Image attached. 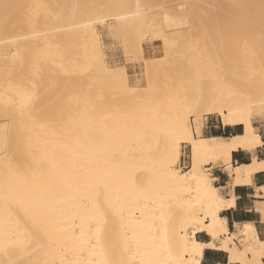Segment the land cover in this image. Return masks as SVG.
Listing matches in <instances>:
<instances>
[{"label": "bare ground", "instance_id": "obj_1", "mask_svg": "<svg viewBox=\"0 0 264 264\" xmlns=\"http://www.w3.org/2000/svg\"><path fill=\"white\" fill-rule=\"evenodd\" d=\"M8 1H6V3H8ZM10 1L12 2L13 0ZM16 1L14 2L16 3ZM55 1L57 3V7H60L61 3L59 2H61L62 0H54L53 3H55ZM70 1L71 0H66L65 2L63 0L62 6L59 8V10L57 9L56 14L58 16L56 17L58 19L53 16V18L57 19L53 22H58V25L62 24L59 23L61 19H63L61 22H65V17L68 16L65 24H62V26L64 25L63 28H61L62 30H59L62 31L61 34L59 33V36L61 37L57 36V33L59 32L58 27L60 26L55 23L57 27V33L55 36H57L58 41L61 43V47L63 46L62 43H64L62 39H65V42L67 41V39H70L64 44V49L69 47V52L68 50L65 51H67V53L72 56V58L68 62H66L65 58V60L59 58V69L55 67L56 62L58 61H56L55 65L53 66L54 68L58 69V71H56L55 69V71L58 72V81L56 80L57 78L54 80H56L55 82L58 83L57 86L59 88H56L58 91L55 90V92L57 93L60 91L59 95L61 101V107L60 104H58L59 106H56V109L60 107V109H57V111H61V113H59L61 114V125L63 128H65V123H67L69 133L67 134L68 130L66 128L65 129L67 132L63 128H61L60 131L59 127L58 130L56 129L58 132L55 131V129L53 130L51 127L49 129V131L52 129V133H55V135L56 132L60 134L59 139L56 136L57 140L59 141L55 140V143L57 145V150H55L56 155L52 153V155H55L54 162L56 160L55 166L54 163L50 165L55 168V170L53 171V175L50 173L52 177L49 176L50 170H47L49 174V182L52 178V187L49 186L50 184L48 183L44 185L42 167H45L46 165H40V162H43L42 160L40 161L42 155H40L41 157L39 158L38 155L33 154L37 153V151L39 152V149L36 152H33L35 149L32 151L33 148H31L30 150L33 153L30 152L29 149V151L25 153L23 158L24 171L22 170V173H25L24 176H26V179L24 180V177L22 176V180H24V182L22 181L24 183H22V187H24L23 191L26 190L24 191L26 194L23 192L25 194H23V196H25L27 201H24L22 203L23 207L25 208H28V205L30 207L31 205L34 206V204H36L34 207L35 209L37 208V210H39L36 211L33 208V210L36 211V213L34 214H28V212L26 213V211H23L26 215L28 214L29 217L27 218V216H25L24 214L25 219H22V221L15 220V222L13 221V224L11 223L12 225H14V227H8V229L15 228V226L19 225L16 221H19L20 223L22 222L19 228L17 226L14 232L11 229V231L6 230L3 234L0 233V264H200L203 256V251L206 248H212L225 252L228 258V264H264V239H260L257 236L256 229L250 222L235 223L234 225L236 230L234 231L228 229L225 218H222L219 213L222 209L232 205L234 196L233 194H231L230 198L226 199L223 194L220 193L219 187L213 184L212 181L214 179L205 171V169H203V165L210 164L211 162H218L221 165L222 169L230 177V181L227 183V186L231 188L238 184H250L252 175L259 170H264V160H259L256 157H253L251 162L248 164H234L232 162L233 151L239 149L253 151L263 144L260 134L255 131V127L252 123V117L256 115H264V0H218L220 2H217V0H209L211 1V5H209L210 7L208 5H204L205 7L210 8L209 10H211V12L208 10V8L205 9V7L202 8L204 10L201 9L200 4L202 6V2L204 0H199L200 3L198 0V2H194L196 0H192L193 2H191V0H188L190 3L194 4V7L190 6V3L188 1L187 2L189 4H187V2H184L186 3V6H190H187L186 8V6L184 5L187 9V12L196 11L193 14L188 13L190 15L188 21L189 23L191 22V29L192 21L194 22L195 18L197 20L195 19V22L193 24H198L195 26L196 28H198V26L200 25V19L202 28L204 27V25H208L209 20L210 23H215H212L215 29V25L219 27L221 26L220 30L218 29V27V30L216 29V31L214 30L213 32L214 28L212 29V24L209 23L211 28H208L211 31L207 29L210 32H216L215 35L213 33H210L212 34V36H215V38L211 36L213 39H215V42H213V57L209 60L205 57L206 60H203V62L199 64V68L197 67V70L201 68V71L191 70V64L188 61L192 62V60H184V74H180L182 75L181 77L184 76V101L182 102L184 104V110H180L182 112H179L180 114H177L178 112H176L175 110L178 107L173 110V112L176 113L175 116L171 118L172 121L167 131L166 139L161 144L162 146L161 152L158 157V162L152 165L151 161L155 159L154 157H152V160L149 161L150 164H148L149 162H147V160L149 158L146 157L145 159H147V164H138V161H142V157L140 154L139 156L141 158V161L137 159L138 161L135 162L133 157V160L130 158H127L125 160L123 158V161H120V159H122L120 158L119 161H117L119 162L117 164L114 161L113 162L115 164L109 162V165L111 164L110 167L106 164V151L108 143L111 140H114L116 143L118 142V146L120 147L121 145V149L123 148V151V146L129 144L128 140L126 139V137H123V135L127 133L128 136L129 130L125 128L127 130V132L125 133L126 130L123 127V129L125 130L123 131V129L121 128L122 125H120L121 120L118 118L112 119V116H109L111 110L117 108L114 107V104H111L112 102L110 101H112V98L106 97L109 98L107 99L109 100V104L107 103L108 101H106V98L104 96H107L108 94L106 95V92L103 91L105 93L103 96V92L100 93V89H105V82H109L111 85L115 83V88L122 87L124 88L122 90H130L133 91L132 94H134L135 92L139 91V88H137L138 84L130 85L128 83V75L124 66L110 67L109 65L101 62H97L95 63L96 65L93 64L94 66H92L93 60L91 59V57H89L91 61L88 60L89 58H82L81 55L79 57H73V54L71 55L70 50H72L71 47L74 49L76 43L77 45H79V43L75 41L79 39L81 40V43L83 42L85 44V46L83 47H85L84 49H86L87 51L86 52L85 50H82L81 52V49L83 47H76L80 49L81 54L84 51V54L86 52V55H98L100 57L103 53L102 40L100 38L99 32L92 23H96V20H98L99 18H103V16L105 18L106 15H109L107 17L112 16L114 17V19L116 18L120 20L121 18H124L125 20L127 19L126 16L129 17L131 15L130 12H132V10L129 12V6H134V11L132 12V14L137 17L136 19L138 21V18L140 17L139 15H142V13L145 11L140 8L141 4H146L145 6L148 5L146 3V0H102L100 2V5L98 3L97 4L99 6L107 8L105 10L109 11H106V14L102 12L104 11L102 10V8V11L100 10L101 12H99V8L97 10L93 9L95 11L92 12H98L97 14L93 15L90 10L92 8L84 7L85 3L83 4V8L82 6L79 7L80 5H82V1L78 0L74 2L75 4L77 3L79 10H76L77 5L71 4L72 1ZM79 1L80 3H78ZM83 1L86 2L85 0ZM205 1L206 4L209 3V1ZM17 2L18 3L15 5V7H17L19 5V2L21 1L18 0ZM147 2L152 4V2H149V0H147ZM161 2L163 3L164 0H162ZM161 2L157 3L159 4V7L160 5H162ZM171 2L170 4H172ZM212 2L216 5L218 3V9L219 4L222 2L220 4V10H225L226 6H228L229 8H227L231 12L227 9L225 10V12H227L228 14L229 11L231 14V18L229 17L228 19L226 15L225 17L227 18H225L224 20L228 21H223L224 17L222 16V14H224V12H221L218 9L214 10ZM6 3L4 4L8 5ZM89 3H87L88 7L90 6L96 8L97 4L95 5L92 3L93 5L91 6ZM223 3H225L226 6H224ZM4 4H2V6L0 5L2 9L4 8ZM64 4L66 7H63ZM128 4L130 5L127 6ZM45 5L50 6L48 3H45ZM73 5L76 6L74 7L75 11L77 13L78 11H80L79 13L80 15L82 14L81 17H83L84 19L86 18L90 21L92 20L90 19V17H93L94 19V16L96 15L95 21H90L92 22L90 23L89 21H86L81 17H78L80 19H78V21H72L74 19L72 18V24H75L76 22L77 26H74L70 23L72 26L69 25L68 28L67 26L65 27L66 23L70 21L69 19L71 18L70 15L72 13V11L68 13L67 8L72 7L73 9ZM122 5H126L127 7H129L128 9L125 8L128 13L125 11H118ZM158 6L157 8H153V10L155 9L154 11L150 9L143 13V16L145 15L146 20L141 16L142 18L140 17V20H143L142 24L146 21V23L144 24L145 26H148L150 24V21H155V18L154 20H152V17L158 13L156 12L158 10L162 19H160V21L163 24L168 25V22H170L168 21V19L171 20V18H168L170 15L169 12H173L171 9H173L174 6L172 5L171 9L169 8L171 7V5L169 4L168 8L167 6L163 5L159 9ZM184 6L182 7L181 5L185 12L186 10ZM116 7H118L116 10L118 12L115 11ZM135 7L137 9H135ZM195 7H197V10L199 8L201 10L197 11L195 10ZM17 8H15V10ZM64 8L66 9L64 10ZM192 8L193 10H191ZM61 9L66 12L63 11L64 13H62ZM72 9L69 8V11ZM176 10L179 9L176 8ZM216 10H218L219 14L222 13L221 16H216ZM200 11L203 14L204 12L206 13L203 15L202 13H200ZM212 11L213 14L216 13L213 15L214 17L216 16V21H214L213 16H211ZM61 13L63 15H60ZM90 13L92 15H90ZM122 13L127 14L122 15ZM207 13L210 14V18L209 15H206ZM2 14L3 15L1 16H4L5 12H3ZM45 14H47V12ZM74 14V16L77 17L76 13ZM197 14H200V16ZM193 15L195 17H193ZM59 16L61 18H59ZM197 16L200 18L198 19ZM203 16L205 18H203ZM220 17L221 21L218 20L220 19ZM190 18H192V20ZM124 20H122V22ZM202 20L207 23H204ZM126 21H128V23L126 22L128 26V24H130L129 22L131 21H129V19ZM185 21L183 22L184 26L188 24ZM222 21L223 24L219 25V23L221 24ZM124 23L125 21L120 25L124 26ZM137 23V28L139 26H142L141 23V25L139 26V23ZM169 25H171V23H169ZM232 25L233 28L229 30L230 35L232 31V36H230L231 38L229 37L231 39V43L229 42V51L227 49L228 46L226 47V41L224 40L227 35L225 34L226 36H224L225 32L223 30H226L227 27L230 28L229 26ZM46 28L49 29V27L47 26ZM122 28L120 29L121 34L124 32L123 30H125V28H123V30ZM186 28L187 31L189 27ZM128 29H126L127 31L125 30V35L130 31ZM160 29L163 30V28L161 27ZM136 31L138 30L136 29ZM142 31L145 34L146 31ZM190 31H192V36L194 30ZM164 32H162L163 36L160 37L162 38L161 41H163L164 44V50L161 56L146 57L144 53V47L142 45H139L140 42L137 48L138 55L136 54V52H133L135 53V55H137L135 56V58L144 61L142 72L144 79L148 80L147 87L148 84L149 87L152 86L153 78L157 77L156 74H158V72L165 73V71L172 68L171 64H173L174 62L172 63L171 61H175L171 60L172 57L175 58V56H172L170 59V53L168 54L167 52V50L170 51L171 48L168 46L169 44L173 43V41H171L172 39L170 34ZM143 33L139 35H143ZM185 33L183 34V38L188 37ZM73 36H75L77 39H74ZM137 36L138 35H136V37ZM175 36L178 35L175 34ZM193 36L195 37V35ZM127 37L128 40L130 37L129 34H127ZM200 37H203L204 39V35H200ZM125 38L126 36L124 37V39H122L124 40L123 48L127 49L128 45L132 47L133 44H130V40L125 41ZM57 39L56 44L58 43ZM71 39H74L72 42L75 43L72 44L71 42V47L69 45L67 47V44H69ZM130 39L132 40L131 37ZM184 41L188 42V40L186 39ZM125 42L127 47H124ZM127 42H129V44H127ZM135 43L137 44L136 41ZM56 44L53 45L56 46ZM183 44L186 43L183 42ZM195 44L196 43H194V45ZM201 46H204V44ZM11 47L13 50L10 49V51H13L14 57H16L15 54H17V52H19L21 48L19 46V41L13 40ZM194 47L197 46L195 45L193 46V48ZM75 51L76 50L74 49L71 52L74 53ZM55 52L56 54L54 55L57 56V54H61V56L58 57H62L63 51L62 53H57L55 48ZM77 52H79L78 49ZM94 53L96 55H93ZM84 54L82 55L83 57ZM126 54L128 55V53ZM67 55L64 56L68 57ZM76 55L78 54H75V56ZM189 56L191 55L188 54V57ZM193 56L195 57V54H193ZM128 57L129 56H127V58ZM178 57L179 56H177V58ZM195 59L197 60L198 58ZM14 60L15 59H13L11 64L14 63ZM128 60L132 59L129 58ZM204 62H206V64ZM195 63L196 61L194 62V65H196ZM12 65L14 66V64ZM178 65L179 63L176 64V66L179 68ZM181 65H183V63ZM175 68H172L170 70H174L175 72ZM176 71H178V69ZM94 73H97L98 76H95L96 74L94 75ZM110 76L117 77V81L115 82L114 77V80H111L113 82L112 84V82L107 80V78ZM160 77L167 78V74L166 76L164 75L163 77ZM46 79H48V77ZM158 80H160L162 83V79ZM165 82L166 81L164 80V83ZM159 83H157L158 86ZM53 84L56 83L53 82ZM106 88H108V84ZM107 90L108 89H106V91ZM52 95L54 94L52 93ZM52 98L50 99L52 100ZM58 98L59 97H57V99ZM20 99L21 98H19V100ZM42 99L43 98H41V100ZM64 101L68 103V105L65 107L66 111L64 110L63 106L65 105ZM24 103L26 104V102ZM143 104L146 103L144 102ZM183 104H181V107ZM118 107L120 106L118 105ZM62 112L66 116L65 120L64 114ZM38 113H40V111ZM127 115L130 116L129 111ZM207 115L219 116L222 124L225 126L233 127L235 125H241L242 132L236 135H232L228 138L223 136H204L199 128H201L203 125V120L201 119V117L204 116V118H207ZM22 116L24 115L22 114ZM123 116L126 118L125 113H123ZM120 118L122 117L120 116ZM55 119H57V115ZM57 121H59V119ZM125 121H127V119H125ZM125 123L122 124L125 126ZM44 128L46 129L47 127L45 126ZM111 128L112 131H110ZM46 132L47 130L43 131V133L45 134L43 135V138H41V140H43L44 137L46 139H53L52 135L50 136L49 132V138H47L48 136H45ZM51 141L53 140H49V142L45 141V143H49L47 148H49ZM182 143L188 145L191 158V165L185 172L181 171L180 168L174 167V161H169L170 156H174L176 158L180 155ZM56 145H54V147ZM135 145L136 144L134 143V147ZM129 146H132V144ZM140 146H136L137 148L134 150H137ZM38 148H40V146ZM147 149L145 150L147 151ZM150 149L151 148H149L148 150ZM46 150H44V153ZM49 150L50 152L51 150L52 152H54V148H50ZM140 150L137 151L140 152ZM143 151H141V153ZM131 152L132 151L130 150V153ZM138 152H136V156L137 154H139ZM149 152L152 151L150 150ZM124 153L125 152L123 151V155L126 154ZM132 155L134 156V154ZM144 155L145 154H143V156ZM147 155L149 156V154ZM150 155L152 156L151 153ZM49 156H51V154H49ZM46 157L42 158L45 160L44 164L48 162L46 161ZM48 159L50 158H47V160ZM47 167L45 169H48ZM108 167L109 174L106 171ZM154 178L156 180H154ZM141 185H145L144 189L139 188V186ZM107 187H109L112 191L110 193V196L108 197V200L111 204V207L113 208V212L117 214V217L114 218V220L110 219L102 222V219L99 216H96V218L94 217V214L91 210L92 199L99 196L98 193L93 194L92 190H105ZM261 189L263 190V187L256 189L254 193L255 197H264V192L260 193ZM37 205L39 207H37ZM255 208L260 214L262 220H264V201H258ZM99 212H101V210H99ZM112 230H117L118 235L113 236L110 233L108 234V232ZM197 233H205L209 236V241H200L196 238ZM220 236L222 237V242L220 244H215L214 239Z\"/></svg>", "mask_w": 264, "mask_h": 264}, {"label": "rangeland", "instance_id": "obj_2", "mask_svg": "<svg viewBox=\"0 0 264 264\" xmlns=\"http://www.w3.org/2000/svg\"><path fill=\"white\" fill-rule=\"evenodd\" d=\"M6 1H8V0H5V1L4 0H1V4L0 5L2 6V4L6 3ZM14 1H16V0H13L12 1L13 3H12L9 0L8 3H6L8 5H5L4 4V6H3L4 8L3 9L0 6V8H1L0 9V233L1 234H3L6 230L7 231L8 230L11 231V229L14 232L16 230L15 228L17 226H18V228L21 226L20 224L22 222L20 223L19 221H16L17 224H19V225L15 226V228H9L8 229V227H11V226L14 227V225H12L13 224V221L14 222H15V220L22 221V219H25L24 218L25 216H27V218L29 217L28 216L29 213L34 214V213H36V211L39 210V209L37 210V208L35 209L34 206L36 204H34V206L31 205L29 207V205L27 203V205H28L27 207L28 208H25V207H23V203H22L24 201L25 202L27 201L26 198H25V196H23V194L25 193L24 191H26V190L23 191L24 187H22V183L26 179V176H24L25 173H22L24 171L23 170L24 169V167H23V164H24L23 163L24 162L23 158H24L25 153H27L31 148H33L32 151L35 149L33 152H36L39 149V152L37 151V153H33L31 150H30V152H32L33 154L38 155L39 158L41 157L40 155H42L40 161L42 160L43 162H40L41 163L40 165L41 166H42V164L43 165H46L45 167H42L43 176H44L43 177L44 178V185L47 184V183L50 184L49 186L52 185V178L51 177L53 175V171L55 170V168L53 166H50V165H52L54 163V166H55V163H56V160L54 162L55 155H56L55 154L56 153L55 150H57V148H56L57 145L55 143V140L56 141H59V140H57V138L58 139L60 138V134L57 133L58 132L57 130H58V127H59L60 131H61V128H63L62 125H61L62 123L60 122L61 121V117H60L61 114H59V113H61V111H57V109H60V107H61V103H60L61 101H60V95H59V92L60 91L57 92V93L55 92V90L58 91L57 89L59 88L57 86L58 83L55 82L56 80L58 81V78H57L58 77V72H56V71H58V69L60 67L59 66L60 65L59 58L62 59V60H65L66 59V62H68L72 58V56H70L67 53V51H65V50H68V52H69L68 45L70 46L71 42L74 39H77L75 36H73L74 39H71V41L69 42V44H67V47L68 48L65 47L66 49H64V44L68 40H70V39H67V41L65 42V39L60 38V39H62L64 41V43H62L63 44V46H62L63 48L61 47V43L57 39V36L58 37H61L59 35L61 34L62 31H59V30H62L61 28H63V26H64V25L62 26V24H65V22L67 21L66 19L68 17V16L65 17V22H61L63 19H61L60 21L58 20L59 23H62L61 25H58L57 24L58 22L56 23V21L53 22L54 20H57L58 19L56 17V16H58L56 14V11H57V9L59 10V8L62 6L63 0L62 1L60 0L61 2H59V3H61V6L60 7L59 6L57 7L56 1H55L56 4L53 3L54 0H47V1L44 0L45 2L43 0H19L21 2H19V5L17 6L18 8L15 7V5L18 3L17 2L18 0L16 1V3ZM64 1L66 2V0H64ZM71 1H70L71 4L77 5V3L75 4L74 2H76L78 0H71ZM80 1H82L81 2L82 5L79 4L80 5L79 7L82 6V8H83V4L84 3L87 4V3L91 2V3H89L91 6L93 4L96 5L97 3L100 5L101 4L100 2L102 0H90V1L89 0L88 1L85 0L86 2H84L83 0H80ZM80 1L78 3H80ZM94 1H96V2H94ZM153 1L152 0H149V2H152V4H150L146 0V3H147V5L150 8L148 6H145L146 5L145 3H144L145 5L141 4L140 8L143 9V10H145V11L150 10V9L153 10V8L156 5L157 6L159 5L157 3H160L162 0H160V1L159 0H157V1L155 0L154 2ZM165 1L166 0H164L163 3L161 2L162 5H160V7L158 6L159 9L163 5L164 6H167V8H168V4L171 5V7H169L170 9L172 8V5L175 8V9L173 8L174 10L171 9L173 11L172 13L169 12L170 15H169L168 18H171V20L168 19V21H170V22H168V25L163 24L160 21L161 17H160L159 11L156 9L157 10L156 12H158L156 14L157 16L154 15L152 17L153 18L152 20H154V18H155V21H152V22L150 21L149 22L150 24L149 25L146 24L148 26H145L144 23H146V21L142 24V21L143 20L142 19L140 20V17L141 16L143 18H145V15L143 16V13L145 11L142 13V15H139L140 17L138 18V21H137V19H136L137 17H135V15L132 14V12L134 11L133 10L134 9V6L131 7V6H129L130 4L127 5V6L130 7V9H128L129 7H127L126 5H122L123 8H122V6L121 7L119 6L120 7V9L118 10L119 12H122V11L127 12L126 9H128L129 12L132 10V12H130L131 15L129 17L126 16L127 19L124 20V18H121L122 20L125 21L124 26L123 25H120V24H123L124 21L122 22L121 19L120 20L119 19H116V18L114 19V17H112V16L107 17L109 15H106L105 18L103 16L104 19L103 18H99V19L97 18L98 20H96V23H92V22L95 21L96 15L94 16V19H93V17L91 18L89 16L90 19H92V20H90L92 22H90L89 19L87 20L86 18L84 19L83 17H81L82 14L80 15V13H79L80 11H78V13L75 11V8L74 7H76V6L73 5V9H72V7H69L70 9H72L70 11H69V8H67L68 9V13L71 12V11H72V13H71V15L69 14L71 16V18L70 19L68 18L70 21H68L66 23L65 27L67 26V28H68V26L73 23V22H71L72 18H74L72 21H74V20L75 21H78V19H79L78 17H81L84 20L89 21L90 23H92L95 26V28L97 29V31L99 32V35H100V38H101L102 42L111 43V44L115 45L117 48H119V50L121 51V54L124 57L125 63H127L128 65H131V70L129 71L130 75L127 74L128 75V83L130 85H137V84L140 85V86L137 85V88H139L138 89L139 91L135 92L134 93L135 95H134V94H132L133 91H130V90L128 91L126 89H125L126 91L125 90H122V89H124L122 87L115 88L116 87L114 85L115 83L113 84V82H112L114 80L113 78L115 76H112V77L110 76V77H108L109 79L107 78V80H109L110 82H112L113 85H111L109 82H105V86H104L105 89L103 87H102L103 89H100L101 90L100 93H102L103 91H105L106 92V95L108 94L107 96H104L105 93L104 92L102 93V95L105 98L106 97L112 98L111 99L112 101H110V102H112L111 104H114V107L117 108V109H112L111 110V113H109V116H112V119L118 118L121 121L123 120L122 121L123 124L130 119L127 123H125V126L126 127L120 121V125H122L121 128L123 129V127H124V129L127 128V130H129V133H128V136H127V133H126L127 130L125 129L126 130L125 131L123 129V131H125V133H126V134L123 135V137H126V139L129 142V144L123 146L124 147V150L123 151L126 154L127 153L128 154L126 155L124 153L125 155H123V151H122L123 148L121 149V145L119 147L118 146V142L116 143L114 140H111L108 143V145H107V151H106V164L109 167L111 165V164L109 165V162H111L113 164H115L114 162H116V164H117V163H119L117 161H119L120 158H122V159H120V161L121 160L123 161V158L126 160L127 158L132 159V157L134 158L135 162H137L138 160L141 161V158L139 156L140 154H141V157H142V161L141 162H143V163H141V162L138 161V164H147L146 163V160L147 159H145L146 157L149 158L147 160V162L151 161L152 160V157L155 158L154 159L155 162H154V160L151 161V164L152 165H154V163H157L158 162V160H159L158 157H159V154L161 152V146H162L161 144L166 139L167 131H168L169 126H170L171 121H172L171 118L173 116H175V113L176 112H178L177 114H180L179 112H181V111L184 110V108H183L184 104L182 103L184 101V80H183L184 79V76L181 77L184 74V71H183L184 70V60H192V62L191 61H188L191 64V70H193V71L194 70L195 71H201V68L197 70V67L199 66V64H201L203 62V60H206V58L209 60V59H211L213 57V54H214L213 53L214 52V50H213L214 49L213 48L214 43L213 42H215L214 41L215 39H213V38H215L214 35L216 34V32L215 33H213V32H214V30L216 31V29L219 26H216L215 25V27H216V29H215L213 27V24H212L214 22L210 23V20H209L208 21V25L206 24L207 26L204 25V27H203L206 30L205 31L202 28V23L200 22L201 21V19H200L199 20L200 25L198 26V28H201V29H198V28L195 27L198 24H196V25L193 24L195 22V19H196V18L195 19L193 18V17L196 16V14H195V16L193 15V17H192L194 19V22L192 21V25H191L192 26V29H191L190 28L191 22L189 23V21H188L190 15L188 13H190V14L192 13L193 14L196 11H194V12H187V9L186 8H187L188 5L186 6V3H184V2H187L188 0H182V1H177V0H170L169 1L168 0L169 2L166 1L167 3ZM198 1L196 0L194 2H198ZM204 1L203 2L201 1L203 3L202 6L200 4L201 9L203 7H205V5H208V6L211 5L210 4L211 1L207 0V2L209 1V3H207V4H206V1L205 2ZM226 1H228V0H226ZM170 2L172 4H170ZM178 2H179V4H178ZM188 2H187V4L190 3V2L189 3ZM191 2H193V1L191 0ZM217 2H220V1L217 0ZM45 3H48L50 6L45 5ZM199 3H200V1H199ZM199 3H198V7H199ZM226 3H228V2H226ZM85 4H84V7H86V8H92L90 10H91V13L93 15L94 14H97L98 12L96 11L97 13H94L92 11H95L98 8H99V12H101L102 10H104L102 12L103 13H106V14L109 11V10H105L107 8H104L103 6H99L98 4L96 5V8L95 7L93 8V7H90V6L88 7V4L87 5H85ZM191 4L192 3H190V6L194 7V4H192V5ZM214 4L215 3H213L214 10L215 9H218L217 8L218 3H217V5L216 4L214 5ZM220 4H219V9L218 10L221 9L220 8V6H221ZM223 4H224V6H226L225 3H223ZM53 5H54V7H53ZM153 5H155V6H153ZM181 5H182V7L184 5L186 6V8L184 6V8L186 10L185 12H184V9L181 7ZM5 6H8V7H5ZM157 6L155 8H157ZM190 6H188V7H190ZM14 7L17 8V9L15 10ZM63 7H66L65 4H64ZM79 7L77 5V9L76 10H79ZM227 7L228 6H226L225 10L226 9L229 10L228 9L229 7L228 8ZM47 8H49V9H47ZM101 8H102V10H101ZM117 8L118 7H116L115 11L117 10ZM176 8L179 9V10H176ZM196 8L197 7H195V10H197ZM206 8H208V7H205V9ZM65 9L66 8H64V10ZM93 9H95V10H93ZM135 9H137V8L135 7ZM201 9L199 8L197 11H199ZM209 9L210 8H208V10ZM222 9H223V5H222ZM61 10H62V13L66 12L63 9H61ZM191 10H193V8ZM202 10H204V9H202ZM218 10L215 11L218 15L216 13H214V14H216V16H219V15L221 16L222 13L219 14L218 13ZM225 10H220V11L221 12H224V14H222V16L224 17L223 18V21L226 22L228 20H224V19L227 18V17H228V19H229V17L231 18V14H230L231 11L229 10L230 12L228 11V14H227V12H225ZM54 11H55V13H54ZM118 11H116V12H118ZM209 11L211 12V10H209ZM3 12H5V14H4V16H1V15H3L2 14ZM46 12H47V14H45ZM58 12H60V11H58ZM73 12L76 13L77 17L74 16L75 14ZM62 13L60 15H63ZM91 13H90V15H92ZM127 13H122V15L127 14ZM200 13H202V12L200 11ZM205 13L206 12H204V14ZM209 13H207L206 15H209V18H210V14ZM214 14H213V11H212L211 16H213ZM197 15L200 16V14H197ZM226 15H227V17H225ZM53 16L56 17L57 19L56 18H53ZM185 16L188 17V18H186ZM216 16L215 17L213 16V18H214L213 20L214 21H216ZM62 17H64V16H62ZM131 17L132 18L133 17L135 18V19L133 18L134 21L132 20ZM59 18H61V17L59 16ZM182 18H184V19H182ZM192 18H190V19L192 20ZM197 18L199 19L200 17L197 16ZM203 18H205V17L203 16ZM206 18H208V17H206ZM128 19L131 22H129L130 24H128V26H127L128 21H126V20H128ZM145 20H146V18H145ZM218 20L221 21V17ZM47 21H48L49 26L47 24ZM184 21L188 23V24L186 23L187 24L186 26H184V23H183ZM202 21L204 23H207L204 20H202ZM223 21H222L221 24L219 23V25H222L223 24ZM55 23L58 26H60V27H58L59 28L58 29V31H59L58 33L56 31L57 30L56 29L57 27H56V24ZM136 23L138 24V26L141 25V24H142V26L141 27L139 26L140 28L139 27L137 28ZM169 23H171V25H169ZM209 23L212 24V26H211L212 29L214 28L213 29V32H210L211 30L208 28V27H210V24ZM76 24L77 23L75 22V24H72V25L75 26ZM131 24H134V25H131ZM164 25H166L167 27L164 26ZM193 25H194V27H193ZM228 25H229V23H228ZM46 26L49 27V29L46 28ZM120 27L121 28L122 27L125 28V30L128 29V27H129L128 30H130L129 31L130 33L127 32V34H129V36L132 38V40L130 39V37H129L128 40H130V44H133V45H132V47H130L128 45V47H129L128 48L126 46V42H125V46L124 47H127V49L125 48L127 50V52L123 48V45H124L123 41L124 40H122V39H124V37L126 36L125 41H128L127 40L128 37H127V34L125 35V30H123V28H122V30L124 32L122 31L123 33L121 34V31H120L121 28ZM160 27L163 28V30L165 29L164 30L165 32L163 30H161ZM186 27H189L187 31H186V29H187ZM220 27L218 28L219 30H220ZM224 27H226V26H224ZM229 27L230 28L227 27L226 30H223L225 32L224 33V36L227 35V37H225L224 40L226 41L225 43L227 44L226 47L228 46V48H227L228 50H229L230 43H231L230 42L231 41V39H230L231 37L230 36H232V31H231V35H230L229 34V32H230L229 30H231V28H233V25L232 26H229ZM67 28H64V29H67ZM74 28H76V27H74ZM143 28H147V29H143ZM193 28H196V29H193ZM136 29L138 31H136ZM154 29H156V30H154ZM207 29H209L210 31L207 30ZM142 30H145L146 31L145 34L143 33ZM180 30H182V31H180ZM190 30H194L192 36H191L192 31H190ZM185 31H186V33H185ZM203 31L206 32V33H204ZM141 32L143 33L144 36L143 35H139V34H142ZM162 32L168 33L171 36V39H172L171 41H173V43L169 44V46H168L171 49L169 51V50H167L168 49V47H167L166 50H167L168 54L170 53L169 54V58L170 59H171L172 56H175V58L172 57V59H171V60H175V61H171L172 63L174 62L173 64H171L172 65V68L177 67L176 64L179 63V65H178L179 68L177 67L175 69L176 70L178 69V71L179 70L180 71L178 72V71L175 70V72H174V70H172L173 71L172 72L170 70L172 68H170L169 70L165 71V73L167 74V78H161L160 76L163 77L164 75L166 76V74L165 73H162V72H158V74H156L157 77L154 76L155 78H153V84L155 83L156 84V87H155V84H154V87H153V84H152L151 87H149V84H148V87H149V89H148V87H147V83H148L147 81L148 80L147 79H144L143 72H142V67L144 66V61H141V60L135 58V56L138 55L137 54V48H138L139 42H140L139 45H142L144 47V53H145V56L146 57H159V56H161L163 54V50H164L163 49L164 48V44H163V41H161L162 38H160V37L163 36V33ZM56 33H57V36H55ZM174 33L176 35H178V36H175ZM184 33L187 34L188 37L183 38L184 37V35H183ZM210 33H213L214 35L212 36V34H210ZM136 35H138V36L136 37ZM159 35H161V36H159ZM193 35H195V37ZM200 35L201 36L204 35V39H203V37H200ZM209 35H210V37H209ZM174 36L177 37L178 39L175 38ZM181 37H182V40H181ZM55 38L58 41L57 44H56V39ZM187 38H189V39H187ZM185 39L188 40V42L190 41L189 44H188V42L184 41ZM13 40H18L19 41V46L21 47L20 50H19V52H17V54H15L16 57H14L13 51H10V49L13 50L12 47H11V44H12ZM75 41H77L79 43V45H77V43H76V46L75 47L73 46L74 49L76 50L74 53L71 52L74 49L70 46L71 49H72V50H70V53H71V55L73 54V57H77V56L79 57L80 55L84 59L85 58L88 59L89 57H91V59L93 60L92 61V66L96 65L95 63H97V62L98 63L101 62V63H104V64L109 65L110 67L124 66L126 68L125 65H118V64H112V63L107 62L106 56H105V52H104V47H102V52L103 53H102V55L100 57L98 55H96L95 53L93 55H96V56H91L89 54L86 55V52L87 51H86V49H84L85 47H83V46H85V44L83 42L81 43V40H79V39L78 40H75ZM135 41L137 42V44L135 43ZM183 42H185L186 44H183ZM74 43L75 42H72V44H74ZM194 43H196L195 45L197 47H194L193 48V46H195ZM53 44L54 45L56 44V46H54ZM127 44H129V42H127ZM198 44H199V46H198ZM203 44H204V46H201ZM79 46L83 47L81 49V52H82V50H85L86 51L85 54H84V51L81 54L80 53V49L79 48H76V47H79ZM177 46H180V47H177ZM55 48H56L57 53L58 52L59 53H62V51H63L62 57H58V56H61V54L60 55L57 54V56L54 55V54H56ZM177 48H179V49H177ZM211 48H212V50H211ZM77 49H78L79 52H77ZM192 50L193 51H196V52H193ZM124 51L126 53H128V55ZM9 52H11L12 55ZM133 52H136L137 55H135V53H133ZM181 53L184 54V55H182ZM199 53L201 54V57H200V54ZM75 54H78V55L75 56ZM83 54H84V57L82 56ZM180 54H181V56H180ZM188 54L191 55V56L188 57ZM193 54H195V57L193 56ZM64 55L65 56L67 55L68 57H65ZM126 55L129 56V57L127 58ZM177 56H179V57L177 58ZM129 58L132 59V60H128ZM195 58H198V59L196 60ZM13 59H15L14 60V63H12V64H14V66L11 64V62L13 61ZM95 59H97L98 61L95 60ZM88 60H90V58ZM180 60H182V61H180ZM56 61H58V62H56ZM193 61L194 62L196 61V63H195L196 65H194V62ZM55 62H56V65H55ZM180 63L181 64L183 63V65H181ZM204 63L206 64V62H204ZM53 65H55V67H57L58 69L54 68ZM202 65H204V64H202ZM193 67H194V69H193ZM55 69H56V71H55ZM97 73H94V75L96 74L95 76H98ZM174 73H175V75H174ZM181 73H182V75H180ZM54 75H56V76H54ZM47 77H48V79H46ZM116 78L117 77H115V82L117 81ZM54 79H56V80H54ZM158 79H162V83L163 84ZM167 79H169V80H167ZM164 80L166 81L165 83H164ZM157 81H159L161 84L159 82H157ZM53 82L56 83V84H53ZM145 83H146V85H145ZM157 83H159V86H158ZM107 84H108V88H106L107 87ZM140 87H141V89H140ZM142 88H143V90H142ZM150 88H152V89H150ZM106 89H108L107 91H109V92H107ZM146 89H148V90H146ZM123 91L125 92V94H124ZM52 93L54 95L56 93V95L54 96V95H52ZM121 93H123V94H121ZM52 96H53V98H52ZM57 97H59V98L57 99ZM19 98H21L22 100L21 99L19 100ZM41 98H43L42 99L43 101L41 100ZM50 98H52V100ZM109 98H106V101H108L107 102L108 104H109V100H107V99H109ZM23 99H24V101H23ZM57 100H59V101H57ZM113 100H115V101L117 100V101L115 102ZM47 101H49V102H47ZM24 102H26V104ZM43 102H45V103H43ZM144 102L146 104H143ZM178 102H179V105H178ZM23 103H24V105H23ZM135 103H136V105H135ZM137 103H138V105H137ZM58 104H60V107L56 109V106L57 107L59 106ZM64 104L65 105H63V106H64V110H65L66 109L65 107L68 105V103L64 101ZM115 104H116V106H115ZM181 104H183L182 107H181ZM47 105H49V106H47ZM118 105L120 107H118ZM45 107H46V109H45ZM123 107L126 110H124ZM177 107L178 108L180 107V108L178 109ZM175 108H177L178 111ZM181 108H183V109H181ZM20 109H21V111H20ZM174 109L176 110L175 113L173 112ZM39 111H40V113H38ZM128 111H129V115L130 116L127 115ZM123 113H125L126 118L123 116ZM22 114L24 116H22ZM118 114H120V115H118ZM56 115H57V119H55L56 118ZM66 115H67V113H66ZM120 116L122 118H120ZM127 116H128V118H127ZM44 117H45V119H44ZM58 117H60V118H58ZM123 117L125 119H127V121H125V119ZM202 117H201V119L203 120V125L205 124V122H207L208 124L209 123H213V124L218 125L219 124V121H221L220 120V117L217 116V115H207L206 116L207 118H204V116H202ZM58 119H59V121H57ZM65 119H66V116L64 114V120ZM191 119H193V118H191ZM169 120H170V123H169ZM42 121H44L45 123L42 122ZM252 123H253L254 126H259V128L261 130H263L264 129V115L263 116H257V115L256 116H253L252 117ZM40 124H41V126H40ZM47 124H48V126H47ZM49 124H50V126H49ZM56 125H57V127H56ZM65 125H66L65 128L68 130V132L66 131L65 128H63V129H65V131L68 134L69 133V129L67 127L68 124L65 123ZM43 126L44 127L46 126L47 128L45 129ZM50 127L53 130L55 129V131H57L56 132V135H55V133L54 134L52 133V129L49 131ZM201 129H202V127L199 128V130H201ZM42 130L43 131H46L47 130L45 136L47 137L48 136V132H49L50 136L52 135L53 139H50L49 136H48L47 138H49V139H46L44 137V139L41 140V138H43V135L45 134V133H43ZM110 131H112V128L110 129ZM113 131H114V129H113ZM255 131H257V133H258V129L257 128H255ZM196 132H197V130H196ZM38 134H39V136H38ZM202 134H204V136H206L208 134V132H204ZM56 136H57V138H56ZM28 138H30V139H28ZM38 140H39V142H38ZM49 140H53L54 142L51 141V144H50L49 148H47L48 147V144H49L48 143ZM45 141H48V142H46L47 143V146H46ZM31 142H32V144H31ZM130 143L132 144L133 148H132V146H129V145H131ZM134 143L136 144L135 147H134ZM139 143H141V144H139ZM37 144H39V145H37ZM44 144H45L47 150H46ZM41 145H42V147H41ZM54 145H56V146L54 147ZM140 145L142 146V148H141ZM29 146H32V147H29ZM39 146H40V148H38ZM136 146H140L137 149V150H140V148H141L140 152H138L137 150H134V149L137 148ZM143 147L145 149H147L148 147L151 148L150 150L152 152H149L150 151V150H148L149 148L146 151ZM50 148L51 149L54 148V150H53L54 152H52V150L50 152V150H49ZM127 149H129V150H127ZM44 150H46L45 153H44ZM126 150H127V152H126ZM130 150L132 151L131 153L134 154L135 157L130 153ZM134 151H135V153H134ZM141 151H143V152L141 153ZM145 151H146V153H145ZM41 152L44 153V154H42ZM136 152L139 153V154H137L138 158L135 155ZM48 153L51 154V156H49ZM52 153L55 154V155H52ZM150 153L152 154V156L150 155ZM57 154H58V152H57ZM143 154H145V155L149 154V156H151V157H149L148 155L147 156H145V155L143 156ZM44 156L45 157L47 156L46 157V161H48V162L46 164H44L45 163V160L42 159V158H45ZM52 157H53V159H52ZM47 158H50V159L47 160ZM169 161L170 162L171 161L172 162L174 161V167L180 168L181 171H183V172L187 171L188 168L191 165V158H190V154H189V147H188V145L185 144V143H182L181 144V153H180V155L178 157H176V158L174 156H170L169 157ZM148 164H150V162ZM216 164H219V163L218 162H211L210 164L203 165V169H205V171L211 176V166L212 165H216ZM46 167L48 169H45ZM109 167L106 169V171L108 172V174H109ZM43 168L45 170V174H44ZM47 170H50L49 171V174L51 173L52 175L51 174L49 175ZM48 175L51 176L50 177L51 178V181H50L51 183L49 182ZM22 176L24 177V180H22L23 179ZM154 180H156V179L154 178ZM212 182L214 184V181H212ZM144 187H145V185L139 186L140 189H144ZM219 191L222 194L220 187H219ZM111 192L112 191H111V189L109 187H107L105 190H98V189H93L92 190V193L93 194L98 193L99 196H97L96 198L92 199V202H91V210H92V213L94 214V217L96 218V216H99L102 219V222H104L106 220H110V219H113L114 220V218L117 217V214L115 212H113V208L111 207V204H110V202L108 200V197L110 196V193ZM37 207H39V206L37 205ZM33 208L36 211H34ZM99 210H101V212H99ZM23 211H26V213L28 212V214L26 215L25 212H23ZM24 214H25V216H24ZM234 230H236V228ZM13 232H11V233H13ZM109 233L112 234L113 236H117L118 235V231L117 230H112V231L108 232V234ZM221 242H222V237L221 236L218 237V238H216V239H214V243L215 244H217V243L220 244Z\"/></svg>", "mask_w": 264, "mask_h": 264}, {"label": "crops", "instance_id": "obj_3", "mask_svg": "<svg viewBox=\"0 0 264 264\" xmlns=\"http://www.w3.org/2000/svg\"><path fill=\"white\" fill-rule=\"evenodd\" d=\"M106 60L112 64L125 65L127 74L130 75L131 65L125 63L124 57L119 48L111 43L102 42ZM258 129L263 144L253 151L235 150L232 152V162L234 164H248L253 157L259 160H264V129L261 130L259 126H254ZM202 133L208 132L206 136H223L230 137L242 132L241 125L225 126L219 121V124L207 123L202 126ZM204 135V134H203ZM220 164L211 166V177L214 179V185L221 188V192L226 199H229L231 194L234 200L231 206L226 207L220 211V216L225 218L229 230L235 229V223L250 222L256 229L257 236L264 239V220L256 210L258 201H264V197H255L254 193L257 188L263 187L260 193L264 192V170L255 172L251 177L250 184H238L234 187L227 186L230 177L222 169ZM196 238L200 241H209V236L205 233H197ZM200 264H228L227 254L220 250L206 248L203 251V256Z\"/></svg>", "mask_w": 264, "mask_h": 264}]
</instances>
